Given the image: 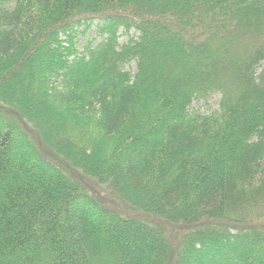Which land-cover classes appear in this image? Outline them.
Returning <instances> with one entry per match:
<instances>
[{"label":"trees","instance_id":"obj_1","mask_svg":"<svg viewBox=\"0 0 264 264\" xmlns=\"http://www.w3.org/2000/svg\"><path fill=\"white\" fill-rule=\"evenodd\" d=\"M0 264H264V0H0Z\"/></svg>","mask_w":264,"mask_h":264},{"label":"rangeland","instance_id":"obj_2","mask_svg":"<svg viewBox=\"0 0 264 264\" xmlns=\"http://www.w3.org/2000/svg\"><path fill=\"white\" fill-rule=\"evenodd\" d=\"M92 32L94 33L95 32V29H92ZM91 32V35H89V36H84V35H82V36H79L78 37V39H79V41H78V48L80 49V50H82L83 49V44H85V43H87V41L88 40H90L91 38H92V36H93V33ZM59 44H60V41H59ZM59 44H57V45H59ZM65 44H67L66 42H65ZM60 46V45H59ZM62 48V52H64V48L63 47H61ZM18 88V87H17ZM19 89H21V88H19ZM22 90V89H21ZM17 92H18V90H17ZM17 95H18V93H17ZM37 99V101L39 102L40 101V99L39 98H36ZM219 99H220V96H217V95H215V96H213L212 98H210L207 102H205V101H196L195 103H194V106H196V107H199L200 108V110H201V112H203V111H211V110H214V109H217L218 107H219ZM39 105H38V107H37V109L36 110H38V113L40 112L41 113V111H43V113H47V114H49L47 111H46V109H44V110H41L42 109V106L40 105V103H38ZM25 148V147H24ZM242 243H247L248 245L250 244V247L251 248H253L254 246V242H252L251 241V239H248V240H246V242H242ZM160 244H161V242H160ZM206 249V250H205ZM203 253H201V254H199V253H197V254H195L194 252H191L189 255L190 256H188V259H190V262L193 260V261H195V258H201L200 256H202V257H205L206 259H207V257L208 256H210L212 253L210 252V250H208L207 249V246H205V248H204V250L202 251ZM227 254L225 253V256H226ZM195 256V257H194Z\"/></svg>","mask_w":264,"mask_h":264}]
</instances>
